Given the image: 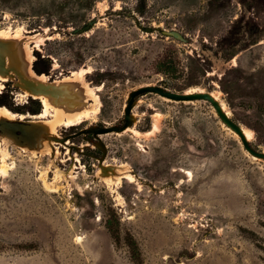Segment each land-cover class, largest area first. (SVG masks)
<instances>
[{"label": "rangeland", "instance_id": "374dc122", "mask_svg": "<svg viewBox=\"0 0 264 264\" xmlns=\"http://www.w3.org/2000/svg\"><path fill=\"white\" fill-rule=\"evenodd\" d=\"M0 33V109L15 116L0 120L40 129L33 147L0 134V264H264V160L208 102L149 93L124 133L52 138L122 126L129 94L156 85L211 93L264 151V0H0ZM82 104L89 117L46 128Z\"/></svg>", "mask_w": 264, "mask_h": 264}, {"label": "water", "instance_id": "95a60500", "mask_svg": "<svg viewBox=\"0 0 264 264\" xmlns=\"http://www.w3.org/2000/svg\"><path fill=\"white\" fill-rule=\"evenodd\" d=\"M170 35L178 38L179 35L175 32L170 33ZM2 44V42H1ZM1 59V57H0ZM3 62V63H2ZM4 61H0V71L6 74H10L11 71L6 67ZM54 81H51V83ZM21 83L24 85V89H29L32 92L43 93L50 90L54 92L53 89H50L48 86L38 85L35 82L22 78ZM156 94L165 99L175 101V102H192V101H205L208 102L217 116L220 118L223 125L232 131L236 136L241 140V143L244 149L249 153L251 157H255L260 160H264V151H259L255 149L250 141L247 139L243 126L237 123L229 114L226 112L222 106V103L215 99L211 93H174L163 86L156 85H146L141 86L138 89L132 91L129 94V99L124 111V123L122 126H103L98 128H91L81 130L77 133L65 136L61 139L52 137L59 143L64 146L69 144V141L75 139L79 136L92 133L96 136L110 134V133H124L132 125V111L134 108L135 100L137 97H140L145 94ZM36 121L32 120H0V134L11 137L15 140L16 144L19 146H36L37 139L40 136V129L35 124Z\"/></svg>", "mask_w": 264, "mask_h": 264}, {"label": "bare ground", "instance_id": "6f19581e", "mask_svg": "<svg viewBox=\"0 0 264 264\" xmlns=\"http://www.w3.org/2000/svg\"><path fill=\"white\" fill-rule=\"evenodd\" d=\"M3 35L0 33V37H2ZM25 47V51H27V48L26 46ZM24 49V48H23ZM18 52V51H17ZM29 66V65H28ZM27 68H25L26 70ZM30 71V70H29ZM85 72L84 71H81L80 72V75H83ZM28 75L32 76L33 74L31 72H28L27 73ZM5 75H10V74H6V73H3L2 72V76H5ZM1 76V77H2ZM35 78V76L33 77V79ZM80 79H83L82 76L80 77ZM37 82H45L46 78L44 76H41V77H38L35 79ZM79 82V81H78ZM77 81H69V82H64L62 81V84L64 86L65 89L67 90H77L78 92H80L81 94H86L87 91L85 90L86 89V86L82 83H78ZM42 85V84H41ZM60 85V84H59ZM57 86V85H56ZM89 92V91H88ZM93 92V91H92ZM37 93V92H35ZM80 93H77L80 95ZM32 95V94H31ZM37 95H40L42 98H43V101H44V106L47 109L51 108L53 106V100L51 99V95H47V94H43V93H37ZM76 95V94H75ZM214 97V96H213ZM215 98V97H214ZM216 99V98H215ZM96 100V99H95ZM97 101V100H96ZM98 102V101H97ZM84 105L82 104V107ZM101 107V106H100ZM57 116L56 119L52 122H49V123H46V128L48 130H51L52 132H55L57 130V126L58 124H62L64 127H72V126H75L78 122L84 120L85 118L89 117L91 115V110L86 108V107H83L82 109L80 110H74L73 111H69V110H58L56 112ZM14 115L7 111V110H4V109H0V118H8V119H14ZM40 117V116H39ZM79 125V124H78ZM244 129V128H243ZM153 131L158 133L160 131V123H159V120H157L155 122V125L153 127ZM245 135L247 138H251L252 137V134L249 132V131H244ZM134 136L136 138H141L142 136L140 135V133L138 132H135ZM39 142H40V147L43 148V150H47L45 144L43 143V140L42 138L39 139ZM7 161V159H6ZM3 166V165H2ZM128 168L129 166L128 165H124L123 166V169H125L126 171L123 173V175L119 176L118 179H127L129 180L131 183H136V179L135 177L128 171ZM12 169V167H7V166H4L1 168V171L3 174L4 173H7L9 172L10 170ZM13 170V169H12ZM9 174V173H8ZM5 175V174H4Z\"/></svg>", "mask_w": 264, "mask_h": 264}, {"label": "trees", "instance_id": "16d2710c", "mask_svg": "<svg viewBox=\"0 0 264 264\" xmlns=\"http://www.w3.org/2000/svg\"><path fill=\"white\" fill-rule=\"evenodd\" d=\"M165 65H168V70H176V66H177V61H176V59L173 57V56H171V55H168V58H167V60L165 61V63H164Z\"/></svg>", "mask_w": 264, "mask_h": 264}, {"label": "flooded vegetation", "instance_id": "af4514ba", "mask_svg": "<svg viewBox=\"0 0 264 264\" xmlns=\"http://www.w3.org/2000/svg\"><path fill=\"white\" fill-rule=\"evenodd\" d=\"M73 134H74V133H73ZM87 135H92V136H95V138H98V136H96V135H94V134H92V133L86 134L85 136H87ZM72 146L74 147V144H73Z\"/></svg>", "mask_w": 264, "mask_h": 264}]
</instances>
